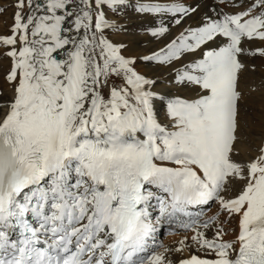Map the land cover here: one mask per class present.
Listing matches in <instances>:
<instances>
[{"label": "snow or ice", "instance_id": "1", "mask_svg": "<svg viewBox=\"0 0 264 264\" xmlns=\"http://www.w3.org/2000/svg\"><path fill=\"white\" fill-rule=\"evenodd\" d=\"M218 2L240 10L172 37L198 4L17 0L0 35L11 93L0 99V264H174L192 245L205 255L178 264H264V146L241 156L253 133L239 86L248 58H264L250 47L264 45V0ZM129 7L172 18L148 30L167 42L140 58L169 79L137 71L110 39ZM163 224L193 234L157 250Z\"/></svg>", "mask_w": 264, "mask_h": 264}, {"label": "bare ground", "instance_id": "2", "mask_svg": "<svg viewBox=\"0 0 264 264\" xmlns=\"http://www.w3.org/2000/svg\"><path fill=\"white\" fill-rule=\"evenodd\" d=\"M138 0H131V3H136ZM143 2H170V0H143ZM183 3L188 5H196L198 4L199 10L198 13L193 16L191 19H187L181 26H175L172 28V37L178 35L180 31L183 30L184 27L188 26H197L200 21L206 16H215L217 12H225V13H233L239 11L240 9L234 6L217 4L211 0H182ZM231 4V3H230ZM132 9V7H129ZM228 8V10H226ZM130 9V10H131ZM210 10V12H209ZM28 11V10H27ZM133 11V9H132ZM208 11V12H207ZM138 18H143L147 24L148 28L143 29V33H137L135 31H128V26L132 22V20ZM123 24L126 26V31L123 32H113L109 31V37L114 42H122L126 45V49L124 50V54L126 56H131L137 58V63L135 67L139 72H143L149 77L158 78L160 80H167L171 77L172 72L170 68L159 66L155 63L146 62L140 59L145 55L151 54L153 51L158 50L163 47L167 42L164 38L153 39L149 34V29L152 27L159 26L160 22L163 21L166 24L172 25V18L170 16H153L151 14H138L133 11V13L127 14V18L123 19ZM145 23V22H144ZM8 23H1L0 30L4 31L7 29ZM10 26V24H9ZM133 30V29H131ZM118 40H117V39ZM151 41V42H150ZM147 42H150L149 47L145 45ZM158 42L161 44L156 45ZM261 46L257 42H253L250 47ZM3 49H0L2 52ZM3 62H7L9 66V60L3 59L0 62V86L3 84L5 91L2 92L0 90V99L7 100L10 98V88L9 85L5 84L4 76L5 73L2 72V68H6L8 66H4ZM248 70L241 75L240 79V91L244 97L241 103L242 116L247 121L250 131L253 133L249 140L242 143L240 145L241 156L247 157L248 155H256L258 149L261 146H264V58L260 57H251L247 60ZM7 65V64H6ZM163 67V68H161ZM161 68V74L158 75L157 72ZM141 71H140V70ZM157 74V75H155ZM218 206V205H217ZM158 209V207L156 206ZM195 212V209H192ZM152 216L155 218L158 215V211H152ZM187 219V218H184ZM176 226V225H175ZM209 239L212 238L213 233L208 234ZM182 239V238H180ZM225 239H231L230 236H225ZM190 243V241H189ZM178 246V243L169 245L168 247L171 249H175ZM191 255H197L203 257L205 253L197 248V246L192 245L191 247L185 249L182 253L173 252L170 258L174 261V264H178L180 259L188 258Z\"/></svg>", "mask_w": 264, "mask_h": 264}, {"label": "rangeland", "instance_id": "3", "mask_svg": "<svg viewBox=\"0 0 264 264\" xmlns=\"http://www.w3.org/2000/svg\"><path fill=\"white\" fill-rule=\"evenodd\" d=\"M211 1L219 4L218 0H211ZM16 3H17V0H0V9H2V11H0V24L1 23H5V22L8 23V26H7L6 30H4V31L0 30V35L7 36V35L11 34L10 33V28H11L12 24L14 23L13 16H14L15 12L17 11ZM228 4L230 6H233V4H230V3H227L225 5H228ZM130 9L131 8H128L124 13L120 14L119 21L121 23H123L124 21L121 20L120 18L125 19V18H127V14L133 13L132 9L131 10ZM226 10H228V8H226ZM24 11L27 12V8H25ZM209 12H210V10H209ZM9 24H10V26H9ZM145 28H148L147 22L143 18H138L137 22H136V19L132 20V22L128 26V31H135L137 33H140V35H141L143 33L142 32L143 29H145ZM131 29H133V30H131ZM152 38L156 39L154 37H152ZM150 42H147L145 44V45H147V46H145V48L149 47ZM160 44L161 43L158 42L154 46H158ZM261 46H264V45H261ZM2 61H3V59H0V62H2ZM3 64H4V66H8L7 62H5V63L3 62ZM163 67H161V68H163ZM9 68H10V61H9V66L8 67L2 68V70H3L2 72L6 73L9 70ZM161 68L157 72L158 75L161 74ZM137 71H138V69H137ZM157 74H155V75H157ZM4 87L5 86H3V84H1L0 90H2V92L5 91ZM217 209H218V206L216 204H214V203L211 206H205L204 210H202L203 215L201 216V219H203V218L205 219L207 217L213 216L214 214L217 213ZM213 231H208L207 233L211 234V233H213ZM192 234L193 233L190 230H185V229L179 228V227H177L175 225H164L162 230L159 233L160 236L158 237L157 243L155 244L154 248H156L157 250H160V249H158V245L160 243H162V244H164L165 246L168 247L169 245L174 244L175 242H178L179 240H181L180 238L183 239L185 236L190 238Z\"/></svg>", "mask_w": 264, "mask_h": 264}]
</instances>
